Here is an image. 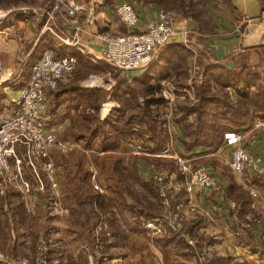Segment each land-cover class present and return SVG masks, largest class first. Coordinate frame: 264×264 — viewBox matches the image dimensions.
Instances as JSON below:
<instances>
[{
  "label": "crops",
  "instance_id": "crops-1",
  "mask_svg": "<svg viewBox=\"0 0 264 264\" xmlns=\"http://www.w3.org/2000/svg\"><path fill=\"white\" fill-rule=\"evenodd\" d=\"M65 1L69 5L77 8L76 14L67 15L65 11H56L53 19L48 22L51 29L45 28L42 30L43 25L48 20L45 12H50L54 0H0V5H5L4 8L2 6L1 8L7 13L6 18L0 24V81L10 78L12 72L15 74V81H13L12 85L0 86V92L3 95L2 103L0 104V116L12 107L10 99L17 97L21 88L26 85L29 79L27 68L30 70V67L26 66L23 68V65L32 53L29 48H34L39 43L49 46H46L45 50H40L41 52L36 53L33 63L39 60L47 50L54 52L56 55H58L57 49L64 50L67 53L75 54L78 58V65L73 73L68 74L61 81L58 88L50 93L45 111L48 127L53 129L62 138L68 140L72 135L78 133L79 128L83 127V125L85 126L87 123V113L97 110V106H100L101 109L102 105L107 100H110L107 95H110L120 80H126V82L130 80L134 84L145 73H149L151 82H157L162 85L161 92L163 94H169V91L173 89L182 91L179 87L188 90L196 79L197 73L202 70L200 52H205L212 64H222L231 67L240 59L244 63L253 65L264 71V46L248 47L246 45L249 36L253 34L256 27L260 24L257 21V17L261 10L262 0L214 1L213 4L218 9L206 7L208 17L213 24L212 32L208 33L200 32L198 23L191 16L180 14V18L175 24L177 32L176 38L166 44L160 53L155 55L151 61L146 62L143 67L128 73H114L111 70L104 60L105 43L100 38V35L105 32H125V25L114 12V7L125 0ZM129 1L133 3L138 11L140 28H145L147 23L157 16L159 9L157 5L138 2L136 0ZM29 6H38L44 13L41 17L34 14H23L21 9ZM184 27L189 29L190 32L185 34ZM76 32H78V44H74L73 42L70 44L65 43L64 40L73 39ZM37 33L41 34L37 36ZM180 44L185 45L193 51L185 59L184 67L186 68V77L181 73L183 69L178 72L172 70L171 67V60L176 59L175 53L177 48L175 50H172L170 47L166 48L169 45L178 46ZM20 50L21 52H19ZM18 52L20 59L25 60L24 64L19 63L17 60ZM3 56L5 59L2 58ZM24 72L25 75H28H26V80L22 81ZM115 75H118V77ZM171 82L174 85L169 86ZM175 83H177V86H175ZM95 88L108 91L107 98L102 100V93H93L91 90ZM113 102L117 104V106L113 104V108L120 106L115 100H111V103H107L106 105L112 104ZM78 125L81 127H78ZM251 125L253 123L247 122L241 126L242 130L232 129L240 130L239 132L246 135L250 131L245 132L243 130L250 129ZM141 128L142 126L139 124L134 126V130L136 131H140ZM174 129L178 132L179 126L175 124ZM178 134H181L180 137L186 139L180 133V130ZM249 136L245 137L244 145L253 156L261 159L260 167L264 168V131L260 130L255 144H250ZM75 139L82 141V138L79 137ZM85 141H87L86 137ZM179 143L181 146H177V148L180 151L182 150L181 152L196 153L199 158L202 157L203 165L211 170L224 184L223 192L197 190L193 193L182 195L185 198V203H188L182 213L183 216L185 215L187 217L186 224H190L199 219V224L201 225L200 230L202 231L199 235L204 241L228 240L233 246L229 250L230 264H264V187L255 182L253 183L254 179L258 176L264 178V174L260 175L254 168H249L248 177L253 185L252 189H255L258 193V196L254 197L251 195L245 179L237 176L230 169L228 162L231 159L233 147L227 145L225 140L216 148L200 146L189 152L185 151L181 141ZM126 148L128 149V147ZM128 151V154H130L129 149ZM55 156L57 162L60 164V158H69L70 154L65 156L55 154ZM151 159L148 156H145L144 159L139 157L136 159V167L131 163L127 165H129V168L130 164L134 167L139 180L147 182L150 179H154L159 172V169L154 167ZM166 161L170 162L169 160ZM71 171L72 174L69 175V186L74 188V185L86 178H84V175L82 176V172L78 169L77 165H72ZM161 172L166 173L170 178H173L175 173H168V171ZM234 184L251 195L250 204L244 210L242 209L241 203L233 199L231 188ZM60 188L63 194L64 188L62 182ZM232 201H235L237 204L238 202L240 203L239 207L242 212L240 218L238 216L236 219L238 214L233 213L231 209L230 202ZM93 203L91 200L89 201V205L87 202H77L72 203V205L75 209H80L81 207L93 209ZM127 205L128 207L126 209L129 208L131 202H127ZM191 205L197 208L198 213L196 217L188 210V207ZM22 206L25 210L29 207L27 202H24ZM159 207H162L159 213L164 214V206ZM138 210L137 207L134 208V212H138L139 214L133 217L128 215L127 219H123V221H118V218L114 219L116 227L118 223L121 227L116 229L115 245L113 247L111 246L110 252H106L103 260H101V263L103 261L102 264L198 263L200 258L198 249L189 245L186 238L174 236L170 232L169 222L162 218L163 214L159 215L148 208ZM242 219H245L246 222L254 219L260 221V224L253 223L248 231L247 238L252 242L242 238L240 240L236 239L234 229H236L237 225L239 227L243 223ZM149 220H155L160 227L159 232L145 228L144 223ZM73 224L76 225V222L73 221ZM20 236H15L11 240L10 243L12 246H24V241L20 243V239H22ZM8 245L0 242V255H5V247ZM54 247L52 246L50 251L53 264H75L72 261L75 259H71L61 251L59 252L58 246H56V249ZM1 263L2 261L0 260Z\"/></svg>",
  "mask_w": 264,
  "mask_h": 264
},
{
  "label": "built area",
  "instance_id": "built-area-1",
  "mask_svg": "<svg viewBox=\"0 0 264 264\" xmlns=\"http://www.w3.org/2000/svg\"><path fill=\"white\" fill-rule=\"evenodd\" d=\"M25 15H41V8L31 6L21 9ZM65 11L67 15L77 12L75 6L69 5L65 0H55L43 29H51L48 22L53 19L56 11ZM114 12L125 25V32H105L100 38L105 43L104 60L113 69L122 73L137 70L151 61L160 53L161 49L177 36L175 24L180 18L176 10L159 8L155 19L149 21L145 28H140L138 11L129 0H125L114 7ZM7 13L0 9V24L6 18ZM260 24H264V0L261 2V10L257 17ZM185 34L190 30L184 27ZM78 32L73 39H65V43L78 44ZM78 65L75 55L58 56L52 51H45L41 58L35 61L29 70V79L23 86L17 97L10 99L11 108L0 116V195H6L8 189L17 190L27 199L38 201L42 193L50 191L51 211L57 214L67 212L62 205L60 190V164L55 154L69 155L74 152L79 144L64 139L47 125L45 111L50 93L55 90L61 81L73 73ZM3 95L0 92V104ZM255 129L264 131V119L257 118L253 122ZM253 138V137H252ZM227 145L232 146L231 159L228 162L230 169L237 176L244 178L251 195L258 196L248 177L249 168L252 167L260 175L264 174V168L260 167L261 159L251 154L244 145L245 136L235 130L224 133ZM256 139H251L250 144H255ZM126 145L131 153L138 155L156 156L169 160L175 167L179 181L170 178L166 173L159 171L155 176L159 194L167 211L162 215L170 224V231L180 235L183 220V203L185 198H180L182 191L192 192L196 190L224 191V184L205 165L197 164L200 159L196 153L181 152L175 146L172 135L156 148L148 135L144 137H131L126 140ZM90 179L94 189H99L97 183L98 172L90 165ZM173 205V208H172ZM238 205L232 204L236 210ZM29 208V207H28ZM179 212L180 217L175 213ZM237 219V216H236ZM253 223L260 224L258 219L247 221L238 227L241 237L248 236V231ZM145 228L157 232L160 230L155 220L144 223ZM114 230L108 217H102L92 230L93 248L89 251L88 264H99L106 254L108 246L113 244ZM51 241L41 238L37 243V251L34 256L8 257L0 255L1 264H53L50 257Z\"/></svg>",
  "mask_w": 264,
  "mask_h": 264
},
{
  "label": "rangeland",
  "instance_id": "rangeland-1",
  "mask_svg": "<svg viewBox=\"0 0 264 264\" xmlns=\"http://www.w3.org/2000/svg\"><path fill=\"white\" fill-rule=\"evenodd\" d=\"M196 1L201 5L205 4V7L208 6L210 9H212L213 7L214 9H218L217 6L215 7V4H213L214 1L216 0H196ZM176 5L175 7L172 6L171 8H166V9L176 10L178 13L184 15V10L178 7L181 6V2L178 1ZM1 6L2 8L5 7V5L1 4L0 8ZM5 10L7 9L5 8ZM8 17L10 18V16ZM40 34L41 33H37V36ZM19 52H21V50ZM19 52L17 55L18 57L17 60L19 61V63L24 64L25 60L20 59ZM2 58L5 59L4 56ZM236 63L243 64L244 62L238 59ZM108 66L111 68V70L114 73L116 72L120 73V71L113 69L109 64ZM27 71L29 73V68H27ZM13 73L14 72H12L10 78L1 80L0 86H5V85L8 86L9 84L10 85L13 84V81H15V74ZM26 75L24 72L22 81L26 80L27 77ZM128 81L129 84L132 83V81L130 80ZM203 81L204 80H203L202 70H200L199 73H197L196 79L193 81L192 86L188 90L187 89L184 90L179 87V89H181L182 91H176L173 89L172 91H169V94L168 93L163 94L161 92L162 85L156 86L158 87L156 88V96L159 97L162 95L166 99V103H161L158 106L159 108H157V112L159 113L158 118L161 121L160 123H163L162 125L164 127V134L166 136V140L170 135H172L175 140L176 147L181 146V144L179 143L181 141L183 147L185 148L186 139L180 137L181 134H178L179 130L180 133L183 134L180 127L181 124L183 126L185 125V127H187L186 125L190 124L192 129L196 128L195 130H197V127L201 125V121L198 116L199 114L198 113L194 114L193 111L187 114L186 108L188 105H191L196 100L197 87ZM214 83L215 82L213 81L212 84ZM172 85H174V83L171 82V85L169 86ZM175 86H177V83H175ZM218 87L219 89L217 90V94L220 97L224 98L228 102L237 101V108L239 107L241 111L244 109L243 108L244 104L240 100L239 96L237 97L235 95L236 92L234 88L231 87L223 88L221 87L220 84H218ZM251 89L256 91L258 90L255 87H252ZM107 96L110 98V100H107L106 103L102 105L101 109L99 108L94 112L87 113L86 116L87 123L85 124V126L83 125V127H81L80 125H78V127H81L79 128L78 133L70 137L71 141L74 142L79 141L78 143L79 147H77L74 152L70 153L69 158H65V157L60 158L59 180H61L62 178L61 182L64 188L63 194L61 193L62 205L64 206L65 209H67V212H64L62 214H57L51 211L50 200H49L50 191L48 187H47V191L45 193H42L38 201L36 202L33 199H27L25 195L23 196L17 190H13V189H8L6 195H0V242L3 244L5 243L6 245L8 244L10 245L5 247V255L3 254L4 256H8V257L34 256L37 251V247H36L37 243L41 238H45L47 241L49 242L51 241L50 248H52V246H55L54 248L56 249L57 248L56 246H58L59 252L61 251L64 255L67 254V256H69L71 259H75L72 260L73 263L79 264L81 262L80 264H88L89 251H91L93 248L92 230L102 217H108L111 221L112 229L114 230V239H113V244L111 245L113 247L116 241V233H115L116 229H119L121 227L119 223L118 226L116 227V223L114 221L115 218H118V221H123V219H127L128 215H131L133 217L139 214L138 212L137 213L134 212V208L136 207L139 210L148 208L151 211L161 215L163 213H159V210H161L162 207L160 208L159 206L163 205L165 211H167L166 206L162 201L163 198L159 194L155 177L154 179H150L147 182L144 181L141 182L138 179V174L134 169V167H136V159H138L139 157L144 159V157L145 156L147 157V155H138L135 153L128 154L129 151L126 148L127 147L126 140L129 139V137L125 140H122L121 144L118 145L116 148L109 149L106 152H99L97 150L92 151L91 149L87 148L84 136H91L94 133H99L101 137H105V135L108 136L110 133L116 131V127H111L109 123H107V121L109 118L110 120L112 118L113 119L116 118L118 116L119 111H115L116 108H113V104L117 106L115 102L106 105L107 103H111V100H115L112 97V95H107ZM107 96L103 95L101 99L102 100L106 99ZM144 101L145 98L140 95L139 103L142 105ZM117 102L118 105H120L117 108L120 107L125 108V106L126 108H128L129 106V108L131 107V111L134 110L132 108L133 106H131L130 103L127 102V99L123 98ZM182 114H186V115L182 116ZM257 118L260 117L254 118L253 122H255ZM220 122H222L224 127H228L229 129L235 128L242 130L241 127L242 125H235L231 122H227L226 119L224 118H221ZM175 124L179 126L178 132L174 129ZM229 129L227 131H229ZM243 131L245 132L250 131V133H247L246 135L244 134L245 137L249 136L252 133L248 137L249 140L254 138L257 139L258 133H260V130L255 129L253 125H251L250 129H246ZM224 133L225 132H223V134ZM112 135H114V133ZM78 137L82 138V141L79 139H75ZM209 139L213 140L212 136ZM214 140L216 141V136ZM117 156L122 157L123 165L129 167V165L127 164L131 163L134 166L133 167L130 164V176L127 178L125 183L123 182L124 184H121L119 182L118 174L116 175V173L113 170V168H115L113 166L115 164L116 161L115 159ZM148 157L152 158L151 161L153 162L154 167H157L159 171H166V172L168 171V173L175 172L173 178H176L177 176V181H179L178 179H180L181 176L177 175V171L171 162H167L166 161L167 159H162L156 156H148ZM201 158L202 157H200L197 164L203 165ZM72 165H77L78 169L81 170L82 172V176L86 175L87 177L88 175V179H83L80 183L74 185V188H72V186H69L70 184L69 175L72 174L71 171ZM90 165L95 167V169L98 172L97 183L99 185V189L97 190L94 189L90 179V173H89L90 171L88 169ZM222 166L224 167V165ZM61 182H60V186H61ZM198 191H206V190H198ZM193 192L195 191L192 192L182 191L179 197L184 198V196L182 195L190 194ZM63 195H64V199H63ZM93 199H94L93 201L94 203L92 205L93 209L88 207L87 209L82 207L80 209H75L72 205V203H77V202L79 203L87 202V204L89 205V201ZM24 202L28 203L29 208H27L28 211L25 210L26 211L25 222L19 223L18 220L15 219V211L17 209H23L24 207H22V205ZM127 202H131V205L129 206V208L126 209V207H128ZM230 203L232 209V204L236 202L232 201ZM184 204H185L184 207L185 209L188 203H183V206ZM237 205H238L237 209L236 210L232 209V211L233 213L238 214L237 218L238 216L240 218L242 216L241 215L242 212L239 207L240 203L238 202ZM188 210H190V212L193 213L192 215L196 217V214L198 213L196 206L191 205L190 207H188ZM175 214L180 217L179 212ZM186 219L187 217H185L184 215L181 229L183 228L182 232L183 234H185L188 244L198 249L200 253V258L197 264H230L231 260L229 257V250L233 248L232 244H230L229 241L226 239L218 240V241L216 240L204 241V239L201 238V236L199 235L200 233H202V231L200 230L201 228L200 224L191 230V234L188 233L189 224L188 223L186 224ZM73 221L76 222V225L73 224ZM242 222L245 223L246 222L245 219H242ZM237 227L238 225L236 226V229H234L235 230L234 233L236 234V239L240 240L242 238L250 241L249 238H247V236L241 237V235L238 234ZM159 231L160 230H158L157 232ZM15 236L16 237L20 236L23 239V240L20 239L21 241L20 243L24 241L23 247L21 245H19L18 247L17 245L12 246L10 242L11 240L14 239ZM111 246L107 247L106 252L111 251L110 249L112 248ZM100 263L101 260L99 261V264Z\"/></svg>",
  "mask_w": 264,
  "mask_h": 264
},
{
  "label": "trees",
  "instance_id": "trees-1",
  "mask_svg": "<svg viewBox=\"0 0 264 264\" xmlns=\"http://www.w3.org/2000/svg\"><path fill=\"white\" fill-rule=\"evenodd\" d=\"M136 1L153 3L159 8L175 7L178 1H180L181 6L178 7L184 10V15L191 16L198 23L200 32L208 33L213 30V24L208 17L205 4L201 5L196 0ZM41 44L39 43L36 47L29 48L32 53L27 62L23 65V68L26 66L30 67L35 59L36 53L41 52L40 50H45L46 46H49ZM168 47L172 50L177 48L175 53L176 59L171 60L172 70L180 72L183 69L181 73H183L184 77H186V68L184 67L185 59L190 56L193 51L183 44L178 46L169 45L166 48ZM57 51L58 56L75 55L67 53V51L64 50L57 49ZM199 54L204 81L197 87L196 100L191 105H188L186 109L187 114L192 111L194 114H199L198 116L200 118L201 125L197 127V130H195L196 128L192 129L190 124L186 125L187 127L182 124L180 125L181 130L186 137V143L184 142L185 151L188 152L199 146L216 148L222 144L224 140L223 132H226L229 128L224 127L222 122H220L221 118H224L227 122H231L235 125H243L247 122L252 123L256 117L264 119V71L246 63H236L233 67H227L222 64H212L207 58L205 52H200ZM115 76L118 77V75ZM150 78V74L145 73L140 80H136L134 84H129L125 80H120L118 82L117 86L111 91L110 95H112V97L117 101H120L123 98L127 99V102L133 106L132 108L134 110L131 111V107L129 108V106L128 108H126V106L125 108H116L115 111H119L118 116L114 119L112 118L111 120L109 118L107 121L111 127H116V131L113 132L114 135H112L113 133H110L108 136L105 135V137H101L99 133H94L91 136H84L87 138V141L85 142L87 148L92 151L97 150L99 152H106L109 149L116 148L121 144L122 140H125L128 137L139 138L144 137L145 134L149 135V139L156 148H160V146L165 142L166 136L164 134L163 123H160L161 121L158 118L159 113L157 112V108H159L158 106L161 103H166V99L162 95L159 97L156 96V88H158L156 86L160 85V83L151 82ZM213 81L215 82L214 84H212ZM218 84H220L223 88H234L236 92L235 95L237 97L239 96L240 100L244 104V109L242 111L239 107L237 108V101L228 102L217 94V90L219 89ZM252 87H255L258 90H253L251 89ZM91 91L93 93L100 92L103 95L108 94V91L99 88L92 89ZM140 95L145 98L142 105L139 103ZM99 108L100 106H97V109ZM185 115L186 114H182V116ZM137 124L142 126L140 131L134 130V126ZM230 129L233 130L232 128ZM211 136L213 140L209 139ZM215 136L216 141L214 140ZM115 160L116 161L113 166L115 168H113V170L116 175L118 174L119 182L124 184L130 176V168L122 164V157L117 156ZM84 178L88 179V175L87 177L84 175ZM140 181L142 182V180ZM254 182L264 187V178L258 176L254 179L253 183ZM231 191L233 192V199L238 200L244 210L250 204V193L235 186V184L231 188ZM92 201H94V199ZM25 215V208L17 209L15 211V219L18 220L19 223L25 222ZM198 225L199 219L191 222L189 224L188 233L191 234V230ZM173 235L186 238L182 231L180 235Z\"/></svg>",
  "mask_w": 264,
  "mask_h": 264
},
{
  "label": "water",
  "instance_id": "water-1",
  "mask_svg": "<svg viewBox=\"0 0 264 264\" xmlns=\"http://www.w3.org/2000/svg\"><path fill=\"white\" fill-rule=\"evenodd\" d=\"M248 47L264 46V24H259L246 43Z\"/></svg>",
  "mask_w": 264,
  "mask_h": 264
}]
</instances>
